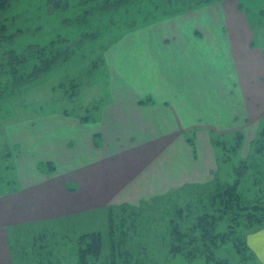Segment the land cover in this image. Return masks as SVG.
<instances>
[{
  "label": "rangeland",
  "instance_id": "374dc122",
  "mask_svg": "<svg viewBox=\"0 0 264 264\" xmlns=\"http://www.w3.org/2000/svg\"><path fill=\"white\" fill-rule=\"evenodd\" d=\"M114 1L13 0L1 12L0 25H5V30H0V196H8L21 188L16 163L19 157L35 160L31 164L34 172L45 177L61 171L60 160L56 163L51 156L38 154L61 150L63 162L75 157V161L89 172L95 169L93 173L96 174V168L101 164L100 156H103L101 137L99 132L89 133L90 140H84L81 135L99 124L104 109L112 105L110 62L118 57L117 46L138 45L140 35L149 30L154 37L153 45L170 50L181 38L176 33V28L180 31L176 25L179 19L188 22L189 17L194 16L193 23L199 26L190 31L197 39H203L209 20L211 28L220 27L223 33L227 28L238 30V22H241L247 35L243 48L259 53L263 61L260 74L264 76V0H212L195 7L193 5L203 0H130L121 6L113 4ZM51 57L56 61L50 68L30 79L33 67ZM145 75L148 82L151 76H159L157 73L152 75L149 70ZM260 82L264 84L263 79ZM148 98V102L139 103ZM155 103L156 98L150 92L141 95L137 101L139 107ZM163 103L168 106L167 101ZM197 109L199 107L194 106L193 110ZM81 117L87 121H81ZM42 123L53 131H35L34 143L17 138L15 126H32L35 130V126ZM260 126L264 127V111L249 138L251 140L247 139L245 143L243 155L241 151L238 154L242 158L252 156V143ZM206 130L215 151L214 174L209 181L219 175L222 182L236 186L242 201L253 204L246 207L245 212L258 209V200L264 199V151L254 156L249 167L242 168L244 175L236 180L235 169L241 166L238 155L219 162L211 143V136L227 133ZM168 133L164 131L165 135ZM180 138L191 147L195 156L193 130L180 131L179 136L174 135L161 148L162 152L167 150L165 158L169 162L168 151L179 145ZM65 167L63 164V172ZM184 184L134 203H113L51 222L15 225L6 233L13 254L11 264H78L81 248H86L92 237L100 245V251L96 253L100 264H109L112 259L128 264L135 259L132 254L135 252L144 258V264L148 258L156 264H166L161 236L168 226L165 207L169 203L153 201ZM77 186L71 183L64 188L74 192ZM218 201L216 198L214 203ZM213 211L219 213L215 206ZM234 211L240 215L236 209ZM262 211L264 215V209ZM229 224L237 230L238 236L247 240L250 231L244 221L240 226H235L233 221ZM221 229L223 224L218 226V230ZM23 251L28 254L26 257ZM217 254L231 264H240L238 254L230 245L218 248ZM251 261L260 264L256 257ZM167 264L182 263L176 257Z\"/></svg>",
  "mask_w": 264,
  "mask_h": 264
},
{
  "label": "crops",
  "instance_id": "0c3cea01",
  "mask_svg": "<svg viewBox=\"0 0 264 264\" xmlns=\"http://www.w3.org/2000/svg\"><path fill=\"white\" fill-rule=\"evenodd\" d=\"M193 19L176 22L181 38L170 50L153 45L150 30L140 35L138 45L117 46L118 57L110 62L112 105L104 109L99 124L81 135L90 140L89 133L99 132L101 137L103 156L96 174L75 157L63 162L61 150L38 154L51 156L56 163L60 160L61 171L45 177L34 172L33 159L17 158L21 188L0 196V264H11L13 254L6 233L15 225L51 222L113 203H134L184 183L211 180L215 151L206 129L211 133L243 129L240 153L244 152L264 111V84L260 82L264 80L260 74L263 61L257 51L243 48L247 35L241 22L238 30L227 28L223 33L220 27L211 28L209 20L203 39H197L190 31L199 26ZM148 70L159 76L146 81ZM146 92L154 95L156 103L139 107L137 101ZM194 106L199 109L193 110ZM43 123L35 130L15 126L17 138L34 143L35 131H53ZM188 130L194 132L195 156L180 138L179 145L168 151L169 162L167 150L162 152L161 148L174 135ZM71 183L78 185L77 192L65 190ZM247 243L256 260L264 264V225L249 233Z\"/></svg>",
  "mask_w": 264,
  "mask_h": 264
},
{
  "label": "trees",
  "instance_id": "16d2710c",
  "mask_svg": "<svg viewBox=\"0 0 264 264\" xmlns=\"http://www.w3.org/2000/svg\"><path fill=\"white\" fill-rule=\"evenodd\" d=\"M11 1L13 0H0V14L9 6ZM129 1L115 0L113 4L121 6ZM210 1L212 0L199 1L193 6ZM193 6L190 8H193ZM0 30L1 32L4 31L5 25L1 24ZM55 61V58L52 57L42 59L40 65L33 67L30 79L47 71ZM148 101L149 98L142 99L139 103L142 104ZM81 121L84 122L87 119L81 117ZM259 124L262 125V123ZM243 138V133L240 130H234V132L223 136H211V143L217 152V160L219 162L228 161L231 160L233 155L237 156L240 152ZM191 144L193 145L192 142ZM262 151H264V127L260 126L252 143V156L247 159L238 155V165L241 166L235 169L236 180L244 175L242 168L246 169L249 167L254 156ZM216 198H219V201L215 204ZM242 199L243 197L237 192L236 186L222 182L219 175H215L212 181L187 183L172 193L158 198L155 197L154 203L158 201L169 203L165 207L168 214V226L164 228L165 236L164 234L161 236V240L164 239L162 242L163 262L167 264L172 258L178 257L182 264H231L229 260L219 257L217 254L218 248L230 245L238 254V262L240 264H253L251 260H254L255 256L251 252L247 240L238 236L237 230L231 227L229 221L236 223L235 226L237 224L240 226V222L244 221L250 232L264 225V215L262 213L264 199L258 200L259 210L256 209L249 212H245V210H248L246 207H251L253 204L242 201ZM214 206L218 209V214L214 213ZM235 209L240 212V215H237L234 211ZM219 219L223 221L219 222ZM220 224H223V229L218 230ZM165 238L168 240L166 241ZM86 245V248H81L80 250L78 264H100L96 255L100 251L97 239L92 237ZM9 248L11 250V246ZM23 252L26 257L28 254L25 255L26 251ZM132 254L135 259L129 261L128 264H144L143 257L140 258L136 252ZM109 264L120 263L119 260L112 259ZM145 264L156 263L153 259L148 258Z\"/></svg>",
  "mask_w": 264,
  "mask_h": 264
}]
</instances>
